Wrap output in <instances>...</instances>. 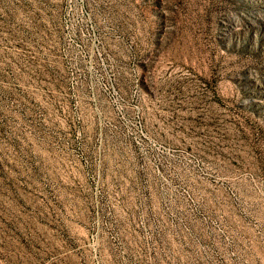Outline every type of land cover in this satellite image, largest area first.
<instances>
[{"label":"rangeland","instance_id":"1","mask_svg":"<svg viewBox=\"0 0 264 264\" xmlns=\"http://www.w3.org/2000/svg\"><path fill=\"white\" fill-rule=\"evenodd\" d=\"M0 264H264V0H0Z\"/></svg>","mask_w":264,"mask_h":264}]
</instances>
